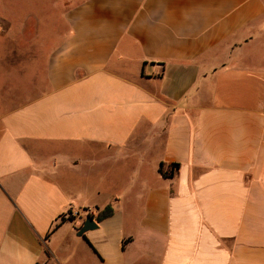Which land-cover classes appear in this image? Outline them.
I'll list each match as a JSON object with an SVG mask.
<instances>
[{
  "label": "crops",
  "instance_id": "crops-1",
  "mask_svg": "<svg viewBox=\"0 0 264 264\" xmlns=\"http://www.w3.org/2000/svg\"><path fill=\"white\" fill-rule=\"evenodd\" d=\"M0 264H264V0H0Z\"/></svg>",
  "mask_w": 264,
  "mask_h": 264
},
{
  "label": "trees",
  "instance_id": "trees-1",
  "mask_svg": "<svg viewBox=\"0 0 264 264\" xmlns=\"http://www.w3.org/2000/svg\"><path fill=\"white\" fill-rule=\"evenodd\" d=\"M179 164H173V168L176 169ZM160 171L165 175H173V171L168 173L163 170V166L161 165ZM114 213V206L112 204H107L104 208H102L96 215H94L97 221H102L103 219L111 216Z\"/></svg>",
  "mask_w": 264,
  "mask_h": 264
},
{
  "label": "water",
  "instance_id": "water-1",
  "mask_svg": "<svg viewBox=\"0 0 264 264\" xmlns=\"http://www.w3.org/2000/svg\"><path fill=\"white\" fill-rule=\"evenodd\" d=\"M96 227H97V221L94 219L92 215H87L83 223V226L80 228L79 235H82L86 231Z\"/></svg>",
  "mask_w": 264,
  "mask_h": 264
}]
</instances>
